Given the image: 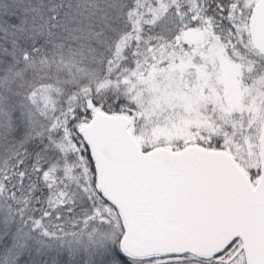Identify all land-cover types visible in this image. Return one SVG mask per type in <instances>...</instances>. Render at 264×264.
Returning <instances> with one entry per match:
<instances>
[{"label": "snow or ice", "instance_id": "obj_1", "mask_svg": "<svg viewBox=\"0 0 264 264\" xmlns=\"http://www.w3.org/2000/svg\"><path fill=\"white\" fill-rule=\"evenodd\" d=\"M0 264H264V0H0Z\"/></svg>", "mask_w": 264, "mask_h": 264}]
</instances>
